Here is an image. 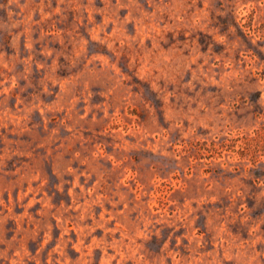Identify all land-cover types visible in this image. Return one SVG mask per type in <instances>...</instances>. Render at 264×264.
Wrapping results in <instances>:
<instances>
[{"label": "rangeland", "instance_id": "1", "mask_svg": "<svg viewBox=\"0 0 264 264\" xmlns=\"http://www.w3.org/2000/svg\"><path fill=\"white\" fill-rule=\"evenodd\" d=\"M0 264H264V0H0Z\"/></svg>", "mask_w": 264, "mask_h": 264}]
</instances>
